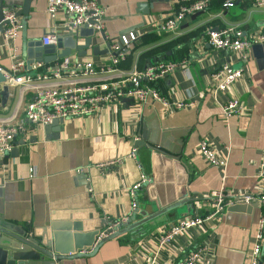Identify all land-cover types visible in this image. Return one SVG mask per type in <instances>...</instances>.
Segmentation results:
<instances>
[{"label":"crops","instance_id":"crops-1","mask_svg":"<svg viewBox=\"0 0 264 264\" xmlns=\"http://www.w3.org/2000/svg\"><path fill=\"white\" fill-rule=\"evenodd\" d=\"M97 1L106 9V35L118 38L128 31L142 32L117 68L131 70L135 64L146 68L157 60L188 59L189 73L177 70L158 80L154 87L168 99L176 97L194 104L168 112L160 102L138 105L127 98L102 104L93 114L65 118L61 128L49 133L45 131L46 125L28 123L26 135L15 139L18 155L0 154V211L6 220L27 228L30 235L51 229L56 222L81 224L85 232H102L111 220L131 214L130 190L146 173L151 181L138 189V208L129 222L140 225L107 240L94 253H70L58 261L143 264L145 256L157 248L161 232L180 219L208 213L212 204L205 200L210 192L223 188L253 190L260 181L264 148V44H254L249 59L241 60L232 52H214L208 32L231 27L249 37L264 26V9L254 6L253 0H233L234 4L228 7H223L226 0H212L207 11L186 17L177 30L147 32L155 33V38L144 42L141 38L147 25L170 14L178 0L156 1L142 27L137 8L148 0ZM22 18L25 27L17 40L6 41L0 36V65L11 69L13 55L17 54L26 61L25 73L35 77L38 71L27 64L28 42H36L32 47L35 53V46H44L43 38L51 30L65 33L69 18L60 11L51 19L47 0L34 1L29 16ZM93 38L101 50L107 48L102 33H95ZM83 41L80 38L79 42ZM70 56L96 64L109 62L108 53L96 54L92 48L86 55L73 49ZM57 62L44 64L49 67ZM224 62L245 69L244 77L232 87L240 95L243 109L228 120L222 103L229 93L214 96L212 92V72ZM3 86L0 84V125L5 119H25L31 92L21 94L20 86H9L8 92H4ZM145 136L148 140L141 143ZM205 138L212 141L219 154H228L225 169L209 164L197 153L198 143ZM22 140L25 144H21ZM133 148H137L136 157L130 156ZM119 158L120 163L106 170L97 166ZM233 206L207 222L202 230L184 233L169 244L167 251L175 256L173 264L186 258L190 241L208 245L205 264H249L261 208L249 204L243 209Z\"/></svg>","mask_w":264,"mask_h":264},{"label":"built area","instance_id":"built-area-1","mask_svg":"<svg viewBox=\"0 0 264 264\" xmlns=\"http://www.w3.org/2000/svg\"><path fill=\"white\" fill-rule=\"evenodd\" d=\"M211 2L212 0H178L177 6L170 14L147 25L148 29L145 32L175 31L186 17L207 11ZM233 4V0H226L223 7ZM253 4L264 9V0H253ZM17 11L16 8L4 10L3 21H9V23L6 24L5 32H0V36H3L6 41L17 40L24 28L23 18L18 15ZM60 11H64L69 18L65 24V32L66 29L76 30L83 26L92 28L95 33L103 32L106 9L97 0H47V13L51 19H54ZM141 34L142 32L138 30L128 31L118 38H111L105 34L103 40L109 49L107 59L109 64L107 62L96 64L94 61L82 57L67 56L49 67L43 62L32 63L31 69L38 71L35 77L25 73V59L14 54L10 69L13 74H7L4 84L20 86L21 94L28 90L31 92L32 98L26 107L25 119L18 121L5 119L4 123L0 125V154L7 155L15 147L16 137L26 135L28 123L48 125L55 119L93 114L102 104H113L127 98L134 100L138 105L160 102L168 112L194 104L192 101L176 97L168 99L152 85L153 82H157L177 70L189 73L188 59L158 61L142 69L137 64L131 70L117 68L126 58L131 44L138 40ZM58 36L59 34L55 30H51L44 36L43 42L47 45L57 43ZM208 42L216 53L232 52L238 55L241 60H248L252 46L256 43L264 44V26L249 37L242 36L241 31L231 27L210 30ZM43 68L45 71H39ZM98 73L104 75L98 76ZM244 75L245 69L243 67L235 68L232 62H224L212 72L214 96H217L218 93H229L222 103L224 117L227 120L239 114L243 109L240 95L234 93L232 87ZM136 152L137 148H133L130 156L136 157ZM197 153L209 164L222 169L227 166L228 154H219L209 138L198 143ZM121 161V158L109 160L101 162L97 166L106 170ZM259 168L260 181L253 190H241L240 192L224 188L214 190L208 194L205 200L212 204L208 213L180 219L176 224L161 232L156 240L157 248L145 256L143 264H173L175 256L167 251L169 244L184 233L195 229L202 230L207 222L216 218L228 206L242 203H257L261 208L257 220V235L249 254V264H264V148L261 152ZM150 181L151 178L146 173L141 174L139 182L134 184L130 190L133 200L131 214L121 219L111 220L110 226L101 232L98 240L109 229L116 230L120 225L133 220L134 212L138 208V189ZM189 245H191L190 252L180 264H205L209 256L206 242L192 244L190 241ZM93 248L82 252L90 253ZM57 264L60 263L57 262Z\"/></svg>","mask_w":264,"mask_h":264},{"label":"water","instance_id":"water-1","mask_svg":"<svg viewBox=\"0 0 264 264\" xmlns=\"http://www.w3.org/2000/svg\"><path fill=\"white\" fill-rule=\"evenodd\" d=\"M34 1L36 0H0V32H5L7 28L6 24L9 23V21H3L4 10L6 8H16L18 9V15L27 17L30 14ZM156 1L158 0H148L138 5L137 12L140 13L143 21L140 27L146 25L145 16L151 13ZM23 24L25 27L24 18ZM105 34L103 31L102 36L105 37ZM94 35V30L87 26L79 27L76 30L66 29L64 34H59L57 43L44 44L42 47L35 46V53L32 52V47L36 42L29 41L26 46L28 53L27 64L31 67V64L36 61L46 64L54 63L70 56L73 49L77 50L80 55H86L90 48L96 54L108 53V47L101 50L99 45L94 44ZM80 38H84L82 43L79 42ZM7 74L11 75L13 73L10 69L0 65V84H4L7 80ZM8 90L9 86L4 84L3 91L8 92ZM62 122L63 119H55L51 124L46 125L45 131L49 133L53 129L57 128L58 130V127L61 128ZM57 135L55 134V136ZM144 138L141 143H145L148 140L146 136ZM21 144H25V141L22 140ZM150 146L155 148L152 144ZM155 149L167 154V152L159 148ZM18 153L19 148L14 147L7 154L16 156ZM249 205L258 206L257 203ZM244 206H246L244 203L236 204L233 208L243 209L245 208ZM139 223H124L117 230L109 229L99 240L100 230L85 232L81 224H71L69 222H56L52 224L51 229L46 228L39 234L30 235L27 228H22L6 220L0 211V264H40L41 262L57 264L59 260L65 258L70 253L87 254L88 252L84 253L82 251L91 247L94 248L90 253H94L104 242L124 232L133 231V229L140 225Z\"/></svg>","mask_w":264,"mask_h":264},{"label":"trees","instance_id":"trees-1","mask_svg":"<svg viewBox=\"0 0 264 264\" xmlns=\"http://www.w3.org/2000/svg\"><path fill=\"white\" fill-rule=\"evenodd\" d=\"M155 33H153V32H151V33H146V34H144L143 36H142V40L144 41V42H149V41H151L152 40V38H155V36H153ZM159 61H163V60H159ZM164 61H166V60H164ZM173 61H176V60H173ZM178 61V60H177ZM156 62H158V60L156 61ZM139 68H140V66H139ZM142 69V68H141ZM155 83L156 82H153L152 83V85L153 86H155Z\"/></svg>","mask_w":264,"mask_h":264}]
</instances>
